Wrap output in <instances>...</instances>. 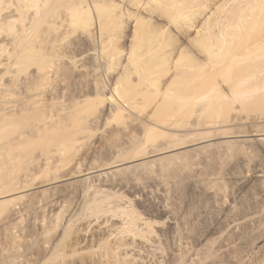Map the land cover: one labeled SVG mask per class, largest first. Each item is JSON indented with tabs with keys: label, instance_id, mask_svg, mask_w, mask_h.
Masks as SVG:
<instances>
[{
	"label": "rangeland",
	"instance_id": "1",
	"mask_svg": "<svg viewBox=\"0 0 264 264\" xmlns=\"http://www.w3.org/2000/svg\"><path fill=\"white\" fill-rule=\"evenodd\" d=\"M56 1L51 0L52 4H45L44 9L49 14L48 16H46V22H42V26L38 28L39 32L37 33L39 34L38 36L40 38L42 36L43 42H48L52 45H57L55 44V42H61L60 44H63L61 46L65 47L67 44L68 46H66V48H68L69 50L66 48L64 49V47L62 48L63 50H61L60 45H53V48L51 44V46H47L48 43L46 45L44 43V47L46 48V50L49 47L50 49H48L47 52L43 49L44 51L42 52H49V55H51V58L49 57V59L53 62L52 64L54 65V69H52L53 71L47 78L49 80L38 75V72L36 73V71L38 70L37 65L40 55H36V59L38 60L34 58L37 63L32 58V61L30 60V58H28V60L30 61L27 60V62L25 58H20L18 57V55H16L20 53V49L18 48V46L20 42L19 38H22L23 36L21 35L23 34L21 33L22 28L30 27V23H35V19L31 17L33 11L31 12V14L30 11L27 12V14H30H28L29 16H27L26 14L22 18L15 17L16 22L14 24L16 25L13 32H5L4 36H2L3 38L7 36L8 39L7 37H5L6 40L5 38L1 39L0 37V44L5 43V46H7L4 47L5 49L3 50L5 51L3 52H6L10 48L4 56L2 55L3 58L0 57V64L2 63V65H4H0V88H3L5 90L3 91L5 94L4 96H7L4 97L0 94L3 97L2 98L0 96V104L3 102L7 103L8 101L9 105L12 103L10 105L11 107L15 106L12 107V109L6 103V107L4 103L0 106V124L8 122L9 119H15V121L14 119L11 121L9 120V126L3 132H1L0 139L2 138V141L0 140V146L5 145L7 140L8 142L9 140L10 142H14L11 143L12 145L16 144V142L18 141L16 146L19 147L22 146V144L20 145V142L25 145L24 148L21 147L22 149L17 147L18 150H16L14 153L15 157L18 160H5V158L0 156V194L2 192H6L5 190H14L15 192L13 191V193H11L13 194V197H20V199L17 198L14 201L15 203H8L7 206L5 205V207H3L4 205L0 206V264H114V261H117L115 264H122L125 261L127 262L123 264H164L165 261V264H264V141H259L260 145H258V143L250 144L247 142H242L245 137L238 136L240 134H248V131L250 132L256 129L264 130V101L259 102L258 104L249 103L248 106L243 105L244 108L242 106L239 107V105H241V103L239 102H237L239 103V105L236 103V105H232L233 107L230 106L231 108L229 107V109L228 106L227 109L221 108L223 109L222 111H227V114L225 112H222L221 109H218L222 114L221 115L220 112L218 113L219 117L221 116L220 119L216 115L215 117L217 118H213L214 116L211 117L214 120H212L211 118H205V121L207 122L206 124H204V126H207V124L209 123L206 129L204 128V126H202L203 124L200 125V127L202 126L200 129L199 127H197L198 122L196 117L194 118V114L188 119L194 118L195 121L191 119L189 123L186 122V125L181 131H177L179 129L176 130L177 132L175 131V134L180 133V135L178 134L179 137L168 135V139H171L169 141H166L167 137H165V140L164 137L162 138L163 140L155 138V142L158 141L156 143L152 142L154 141L153 139L152 141L150 140L149 143L148 140H144L145 138H141L146 134H141L144 127L142 126V128L140 126L145 125V119L152 110L151 109L149 111L150 108L148 110L146 109L147 111H149L148 114L147 111H145V115L147 116L144 115L145 112H137V115H135L134 117L136 118L138 114H140V116L142 117H138V120L131 116L130 118H122V124L125 123L124 125L126 126L118 124L121 122H118L117 119V123H115L114 120H111L114 123L111 122L112 124L110 123L109 125L102 120V123H100V121L98 120L100 117L99 115H101L100 109H95V113H93L92 110V114L89 110L87 111V113L90 114V117H83L84 114L83 116L81 115L83 119L85 118L84 120L82 119L81 122L84 121L82 123L83 127L86 125L85 127L88 129L86 130V128L82 127L84 130H86V133L84 134L85 131L82 135H80L79 133V137L76 138L78 139V141H72V144L70 143L69 145L70 147H61L58 143V139H60V136L58 135L61 129H58L61 126L60 123L62 124L63 119V123L64 121L65 123L67 122V116H62L61 113L66 114L68 112L72 114L71 111L73 107H75L74 105L76 100H79V96L83 95V92L84 94H87L86 91L89 92L94 80L96 79L95 82L97 81V77H103V70L100 66L98 67V64L92 63L93 59L91 57L93 56H91L89 52H87V50H90L92 46V40L86 34L87 32L85 31V25H81L83 23L79 24V21H77V24L74 22L76 25L74 26V23L72 22V24L70 22L71 19L69 17L70 13L68 15V8L70 7V5L79 3L80 1ZM89 1L92 2V0H87V2L91 4ZM123 1L125 2V0ZM82 2H84V0H82ZM108 2H111V0ZM112 2H114V4L121 3L118 0ZM127 4L126 9L128 7ZM130 6L133 7V5ZM131 7L128 8L129 11H135V9ZM125 18L127 17L125 16ZM132 18H134L135 20V17H129L130 20ZM129 19L126 21H130ZM33 20L34 22H32ZM63 21L65 22L62 23ZM53 22H56L55 26L57 23L59 24H57L56 27L60 31L56 32L57 29H54V25L49 27V25L54 24ZM37 23H39V21ZM160 23L164 24V22ZM78 25H80L79 27L81 28L83 27V30H81ZM127 25L129 26L125 27V34H123L124 32L122 33L123 37L126 36L124 38L127 40L121 37L122 40L126 41H121L122 46L125 43V48H128L126 47V44L127 46L131 45L129 38L132 37L131 35L134 32L133 21L131 22V25L130 23H128ZM128 28L131 30H129ZM48 29H50V31ZM48 31L50 33H48ZM192 32H194V30H192ZM189 33H187V37H193V34L195 35V33L191 34V31ZM38 36H36L37 41L39 40ZM187 37L185 36L186 39ZM45 40L48 41L46 42ZM38 42H40V40ZM180 43L182 42L180 41ZM39 44L42 43L40 42L37 45ZM56 47H58L61 52H59ZM63 51H65L66 54ZM88 55H90V57ZM10 57H12L11 60L8 59ZM21 60H24L26 62H22ZM74 60L76 61L75 63ZM79 62L81 63L79 64ZM21 64L23 65V67ZM26 66L29 67L26 68ZM119 70L120 69H118L117 71L118 73ZM117 72H113V74L109 75V77L111 76L112 79L114 77V80L117 79L120 75ZM100 73H102V76L100 75ZM92 78L94 79L92 80ZM110 78L108 79L112 80ZM164 78L163 81L166 80ZM108 82L110 83V81ZM45 83H48L51 86L49 87V85ZM39 84H44V86H42L45 87L46 90ZM25 85H27V87ZM31 85L35 87L34 90H37L34 91ZM28 90L30 93L28 92ZM14 95H16V97ZM4 99L6 101H4ZM1 100H3V102ZM11 100H13V102ZM60 107H65V109L62 108V111ZM43 108L47 109H44L43 111ZM235 108H238V110ZM56 110L58 112H56ZM60 110L62 112H60ZM66 110H69L70 112H66ZM17 111H19L20 113ZM97 111L99 115H97ZM11 112L14 115H12ZM238 112H241V114ZM87 113H85V116H87ZM10 114L12 117L10 116ZM58 115H60L61 118ZM93 115L94 117L97 115L98 119L96 117L95 119ZM51 116H53V118ZM6 117L9 119H7ZM47 117H49L50 120ZM88 118L92 119L89 121ZM137 121H139L141 125L139 122L137 123ZM141 121L145 122H143L142 124ZM213 122L217 123L218 127ZM14 123L16 126H14ZM191 123L193 124V127H190ZM104 124L107 125L105 126ZM213 124H215V126ZM57 125L60 126L57 127L58 131H55ZM211 125L215 127V130L213 128L210 129V127H212ZM43 126L45 127L43 128ZM80 126L82 125L80 124ZM12 127L14 128V130ZM186 128L189 129L187 130ZM203 128L204 131H202ZM216 128L219 129L217 130ZM173 129L175 130L176 128ZM184 129L186 130L184 131ZM207 129L208 131L210 129L212 132H208ZM9 130V133H13L12 137L10 138L9 136H11V134L9 135V133H7ZM197 131L201 133L198 134L200 135L198 136L199 138L197 137V134H195L196 136L193 134L198 133ZM218 131L220 133L222 132V136ZM203 132H206V134H203L202 136ZM210 133L212 135H210ZM39 134L41 135L39 136ZM181 134H185V137L188 136L185 142L187 141V139L190 140L189 137L191 135H194L192 136L193 140L201 139L205 136L207 137L206 141L204 140V142H202L201 144L191 145L193 143H190L189 145H185L183 147L180 146V148L178 147V149H172L173 151H165L164 153L160 152L157 153L158 155L154 154L152 157L147 156L148 158H144L145 156H140L138 157V160L136 159L137 161L133 159L129 160L128 163L127 160V163L125 161V163H121L122 165H119L118 167L106 169L111 164V161L113 162V160H122L134 154L140 155V153L143 151L146 153V151L149 152L152 150H156V147L154 146H157L158 149V146L159 148H161L162 146L165 147L170 144L172 145L174 143H181L179 142L182 139L180 138L182 136ZM216 134L218 136H215ZM223 135H225V137ZM169 136L171 138H169ZM19 137H21V139ZM209 137L214 138L212 139ZM134 138L138 139L135 140ZM174 138L176 140L177 138L180 139L176 141ZM27 139H29L28 142L24 143L25 141H27ZM55 140L57 143L55 142ZM139 140H143V145L140 144L141 141L140 143H138ZM10 142L8 144H10ZM132 143H134L135 145L138 144L136 145L137 147L140 144L141 146L138 147V149H141V152L137 149V147L135 148L134 144ZM160 143L161 145H159ZM162 143H164V145ZM149 144L154 145L152 146V149L151 145ZM208 144L213 145L209 146ZM142 146H144V148H141ZM62 148L63 150H61ZM133 148H135V151L132 150ZM148 148H150V150ZM136 149L138 150V152H136ZM130 150L132 152H130ZM118 153L120 156H118ZM123 153L124 155L126 153L127 157L126 155L124 156ZM121 155H123V157H121ZM168 155L169 157L170 155H172L171 157L173 158L170 157V159L169 157H166ZM167 158H169L170 160H166ZM3 159L7 162H5ZM130 161L132 162L130 163ZM89 168H93L95 172L89 175H87V173L85 172V175L83 171ZM102 169L106 170L102 171ZM97 174L101 175V178H96ZM241 178L245 179L246 181H249L250 179L248 178H251V181L245 183L246 181L244 180V183L246 184L244 185V183L241 181ZM239 181L242 184H240ZM12 187H14L15 189H13ZM20 188L21 190H18ZM104 194H106V196ZM1 196L0 201L11 198L5 196H2L1 198ZM99 196L101 199L99 198ZM106 197L109 199V203L107 202L108 199L101 201L102 199H106ZM96 198L97 200H95ZM123 199L125 200V202ZM87 200H90V203ZM93 200L96 202H94ZM99 202H105L104 204H107L103 205V203H100L102 205L101 206ZM94 203H97L100 206H96L97 204ZM112 204H116L119 209L122 207L121 211H119V209ZM87 205L89 207H87ZM91 205H94L96 207H93ZM103 206L105 207V209ZM91 207H93V209L90 210ZM101 207H103V210L101 209ZM108 207L111 209H109ZM123 207L126 210H123ZM96 208L100 209V211L98 210L97 214L95 213L97 211ZM115 208L117 210H115ZM205 208H208L210 212L212 211V217H217L219 215L221 221L220 224L217 225V227L220 228H222V226H224L225 223L229 220L242 218L249 219L245 221L239 228H229V230H226L225 243L221 244L218 239L219 234L217 233V231L215 229L209 230L211 229V227L209 228V226H211L214 221L213 218L211 219L210 217H208V219H206L208 220L206 221L208 223L206 224V222H203V225L201 224L202 226L196 223L197 212ZM104 210L107 211L105 212ZM113 210H115V213L113 212ZM91 211L94 213H92ZM110 211H112V214L110 213ZM126 211L128 212V215ZM129 211L132 214L137 215L134 216L130 214ZM101 213L102 215L104 214L103 216L106 215L107 217L105 216L103 218ZM139 214L142 215L140 216V218ZM98 215H100L101 218ZM130 215H132V217ZM91 216L93 219L90 218ZM97 216L98 219L95 218ZM84 217H87V220L89 222ZM133 217H136V219H133ZM129 218H132L131 220H134V222L135 220L137 221L138 218V222L143 220L142 222L146 221L145 223H147L149 221V223H147L148 226L149 224L150 226H153L152 229L155 230V235H157L156 237L159 236L157 239L159 240L160 238L159 242H161L160 244H162L163 250H165H162L166 255V260H164L163 263H159L157 262V260L155 261V259L152 258V256H150L143 249L140 250V236L137 237L139 240H135V242L139 241V245L137 244L139 248L137 247V249L140 250H138L140 253H137V250H135L136 253L132 251L133 254L132 252H130V255H124V253H120V246L124 243L123 239H126L123 235H121L123 234L122 232L126 231V234H124L125 236L127 235L126 237H128V235H130L129 238L133 237H131V234L127 232L129 231V225H127L128 223L126 224V222ZM130 219L128 220L129 222H131ZM75 220H77L78 222ZM104 221L107 225L104 223ZM70 223L72 224L70 225ZM131 223H133V221ZM97 224L99 226H97ZM125 225L128 226V228H126V230H122L120 235L118 234L119 240L117 239L118 236L116 234L114 237L112 236L113 238L110 237L111 233H109L110 231H108V229H116L119 226H122L125 229ZM152 232L154 233V231ZM120 236H123V238H120ZM116 239L117 241L115 242ZM115 250H119V253ZM113 251L115 252V254ZM120 255H122L121 258L119 257ZM126 255H129V258L126 257Z\"/></svg>",
	"mask_w": 264,
	"mask_h": 264
},
{
	"label": "bare ground",
	"instance_id": "2",
	"mask_svg": "<svg viewBox=\"0 0 264 264\" xmlns=\"http://www.w3.org/2000/svg\"><path fill=\"white\" fill-rule=\"evenodd\" d=\"M85 1H86V3H85ZM108 1H110V0H107V1H105V0H101V1L100 0H96V1L92 0V2L89 1L91 3V4H89L87 2V0H84V2H82V0H78L77 2H79V3L70 5V7L68 8L69 9L68 15L70 13L69 17L71 19L70 22L71 23L75 22L77 24V21H79L78 22L79 24L83 23L81 25H85L84 27H86L85 28V31L87 32L86 34L92 40V46H91L90 50H87V52H89V54L91 56H93V57H91L93 59L92 63L98 64V67L100 66L101 69L103 70V74L100 73V75L102 74L103 77H101L102 75L100 76L101 78L97 77V81L95 82V80H96L95 79L92 86L90 85L91 88L89 87L90 88L89 92L86 91L87 94H84V92H83V95L79 96L80 97L79 100H76L75 105H74L75 107H73L74 110L72 109V111H71L72 114L67 112L71 108L69 110H66V112L69 114V116L66 112H64L66 114L61 113L62 116L63 115L67 116L66 117L67 122L65 123V121H64V123H65L64 124L63 123L64 119L62 117V119H63L62 124L63 125L60 123L61 126L57 125L56 130H55V131H58L61 129L59 131V135H58V136H60V139H58V143L61 147H67V146L70 147L69 145L72 141L73 142H75V140L78 141V139H76V138L79 137V133H80V135H82L84 131H85L84 134L86 133V130H88V129L85 127L86 126L85 124H84L85 126L83 127L82 123L84 121L81 122V120L83 119L81 117V115L83 116V114H84L83 117H90V114L87 113V111H89V110L91 111V114H92V110H93V113H95V111L97 109H100L101 115L98 114V111L96 112L97 115L100 116L99 119H98L97 115L95 116L100 121V123H102V121H105L109 125L111 122L117 123L116 121L118 120V122H121L118 124L121 125L122 120H123L122 118H126V117L130 118V116L134 117L135 115H137V112L140 113V112L147 111L149 108H150L149 111L152 109L150 113H149V111H147V114L149 113L148 116L145 115L146 112L144 113V115L147 116V118L145 119L146 122L145 121H141V122H142V124H143V122H145V125H141V123L139 122L140 120L137 121V123L138 122L140 123V125H141L140 127H142V126L144 127L143 132H141V134L142 133L146 134V135H144L146 137H144V136H142V137L140 136V137L145 138L144 140H146V141L148 140L150 143V140L152 141V139L154 140L155 138L163 140L162 138L164 137V140H165L166 139L165 137H167L168 135L173 136V137H176V136L179 137L180 133H178L179 135L175 134V131L177 129H179L177 131H181L184 128V126L186 125V122L189 123V121L191 119L194 120L195 117H196L197 122H198V123L196 122L198 124V125L197 124L196 125L200 129L207 122V121H205V118L207 119V118H211L213 116H214L213 118H217V117H215V115L219 117L218 113L220 112V110H218V109H221V108L227 109V106L229 109L230 106L233 107L232 105H236L237 102L241 103V105H239V103H237L239 105V107L240 106L243 107V105L248 106L249 103L250 104H252V103L258 104L259 102L264 101V0H125V2L123 0H118L121 2V3H119L120 5L118 3L114 4V2H112L115 0H111V2H108ZM49 3L52 4L51 0H0V18H1L0 19V37H1V39L3 38L2 36H4L5 32L6 33L8 31H9V33H10V31L13 32L15 25H16V24H14L16 22L15 17L22 18L24 15L27 14L28 11H30V14L33 11V13H32L33 16L31 14V17L33 19H35V23H33V24L30 23V25H31L30 27H27V28L23 27L22 28L21 33H23V34H21V35H23V36H22V38H19L20 42H19V46H18V48L20 49V51H19L20 53H18L16 55H18V57H20V58H25L26 61L28 60V58H30V60H31V58L33 60H35L37 57L36 55H38V56L40 55V57L38 58L39 60L36 59V60H38V65H37L38 70L36 71V73L38 72L39 73L38 75H40L46 79L49 77V74L53 71L52 69H54L53 68L54 65L52 64L53 62L49 59V57L51 58V55H49V52L46 53L47 50L50 49V47L46 50V48L44 47L45 42H43L42 36H41V38L38 36L39 34L37 32H39L38 28L40 26H42L44 21L46 22V18H47L46 16H48L49 13H47L45 11L44 6H45V4H49ZM126 4L128 5L127 9H126ZM129 4L133 5V7H131ZM53 5H54V3H53ZM129 7L135 9V11L134 10H133L134 12L129 11V9H128ZM28 14H27V16L30 15V14L29 15ZM125 16L128 19H129V17L131 18V16L135 17V20H134V18H132L133 20L131 19L133 21V28H134V30L133 29L132 30L134 32L131 35L132 37L129 38V41L131 43V45H129L130 47L127 46V44H126V47H128V48L124 47L125 43L124 44L122 43L123 46L121 45V41H124V40H122V38L125 39L124 37H126V36L123 37L122 33L124 32V29H126L125 27L129 26L127 24L130 23V25H131V22H132L130 19L129 20L131 22L130 21L127 22L126 20H128V19L125 18ZM59 17H57V18H59ZM32 18H31V20H32ZM21 21H22V19H21ZM36 21L37 22L39 21V23H37ZM40 21H41V24H40ZM50 21H51V19H50ZM32 22H34V20ZM64 22L65 21H63L62 23H64ZM160 22H164V24L160 23ZM55 23L54 24L50 23L51 25H49V24H47V25H49V27L54 25V27H55L54 29L56 30L57 29L56 26L58 23L56 24V26H55ZM59 23H60V21H59ZM66 23H68V22H66ZM75 23H74V26H76ZM79 26L80 25H78V27ZM79 28H81V27H79ZM48 30L50 31V29H48ZM81 30H83V27L81 28ZM129 30H131V29H129ZM192 30H194V32H192ZM49 31H48V33H50ZM57 31H60V30L57 29L56 32ZM190 31H191V34L195 33V35L193 34V37H189V36L187 37V35H188L187 33H189ZM17 32H19V31H17ZM127 33H128V31H127ZM72 34H73V32H72ZM123 34H125V32ZM184 34H186V35H184ZM11 35H9V36H11ZM18 35H20V34H18ZM189 35H190V33H189ZM36 36L39 37L38 39L40 40V42L42 44L37 45L40 42H38L39 40L37 41ZM128 36H129V34H128ZM185 36L187 37V39L185 38ZM5 37H7V36H5ZM13 37H14V35H13ZM48 37H49V35H48ZM45 38H46V36H45ZM7 39H8V37H7ZM41 39H42V41H41ZM61 39H62V37H61ZM5 40H6V38H5ZM125 40H127V39H125ZM183 40H184V42H183ZM180 41L182 43H180ZM124 42H126V41H124ZM47 43H45V45ZM58 43L55 42V44L60 45L61 50H63L62 48L64 46H61L63 44H60L61 42L59 44ZM14 44H16V43H14ZM50 44L51 43H48L47 46L52 45V44L51 45ZM5 45H6L5 43L0 44V57H2V55L4 56L5 53L7 51H9V49H10L9 48L6 52H3V51H5V50H3V49H5L4 47H7ZM57 45H54V46H57ZM54 46H53V48H54ZM66 46H68V45L66 44ZM66 46L64 47V49L66 48ZM58 47H56L57 50H59V52H61L60 49H58ZM14 48H15V46H14ZM43 49L46 52L43 53L42 52V51H44ZM66 49H68V48H66ZM65 51H63V52L65 53ZM10 54H11V51H10ZM85 55H87V54H85ZM90 55H88V56L90 57ZM11 58L12 57H10L8 59L11 60ZM8 59H6V60H8ZM30 60H28V61H30ZM36 60H35V62L37 63ZM75 60H76V58H75ZM75 60H74V63L76 62ZM26 61H24V62H26ZM53 61H55V60H53ZM80 61H81V59H80ZM6 63H8V62H6ZM80 63L81 62H79V64ZM0 65L4 66V65H2V63ZM22 67H23V65H22ZM28 67L26 66V68H28ZM75 67H76V65H75ZM80 67H82V66H80ZM103 67H104V69H103ZM118 67H120V68H118ZM118 69H120L119 73L117 72ZM115 71L120 75L117 79L114 80V77L112 79V77L110 76L111 77L110 78L109 75H112L113 72L115 73ZM97 74H99V73H97ZM166 77L168 78V80ZM108 78H110L112 80H109ZM163 78L166 79L165 80L166 82L163 81ZM93 79L94 78H92V80ZM107 79H108V81H110V83L107 81ZM47 80H49V79H47ZM45 84L49 85L48 83H45ZM39 85L44 86V84H39ZM25 86L27 87V85H25ZM50 86L51 85H49V87ZM32 87L34 90L35 87L34 86H32ZM43 88H45V87H43ZM35 90H37V89H35ZM45 90H46V88H45ZM3 91H5V90L3 88H0V94L4 96L5 94ZM30 91H31V89H30ZM28 92H29V90H28ZM91 94H93V95H91ZM14 96L16 97V95H14ZM4 97H7V96H4ZM15 100H16V98H15ZM1 101L3 102V100H1ZM4 101H6V100L4 99ZM11 101L13 102V100H11ZM73 101H75V100H73ZM3 103H1V104H3ZM21 103H23V102H21ZM40 103H37V104H40ZM1 104H0V106H1ZM6 104H8V101ZM6 104H5V107H6ZM13 105H14V103H13ZM16 105H17V103H16ZM12 107H15V106H12ZM12 107H11V109H12ZM17 107H18V105H17ZM60 108L62 111H63V109H65V107H60ZM0 109H1V107H0ZM8 109H10V108H8ZM24 109H26V108H24ZM44 109H47V108H43V111H44ZM226 109H224V110H226ZM235 109L238 110V108H235ZM57 110H56V112L59 111V110L58 111ZM61 110H60V112H62ZM222 110L223 109H221V111ZM19 111H20V109H19ZM19 111H17V112H19ZM222 112L226 113L227 111H222ZM9 113H10V111H9ZM85 113H87V116H85ZM238 113L241 114V112H238ZM11 114H12V112H11ZM11 114H10V116H11ZM26 114H28V113H26ZM51 114H52V112H51ZM141 114H143V113H141ZM220 114H221V112H220ZM12 115H14V114H12ZM192 115H194V118L188 119ZM58 116L60 117V115H58ZM51 117L53 118V116H51ZM91 117H92V115H91ZM93 117H94V115H93ZM138 117L142 118L140 116V114H138V116L136 118L135 117L134 118L137 119ZM220 117H219V119H220ZM2 118H3V115H2ZM47 118L49 119V117H47ZM58 118H56V119H58ZM213 118H211V119L214 120ZM222 118H223V116H222ZM7 119H9V118H7ZM13 119H11V120H13ZM91 119H89V121ZM133 119H132V121H133ZM239 119H241V118H239ZM9 120H8V122H9ZM111 120H114V122ZM14 121H15V119H14ZM24 121H26V120H24ZM97 121H95V122H97ZM216 121H219V120H216ZM8 122H6V123L4 122V124H0V134L9 126L10 123L8 124ZM59 122H61V121H59ZM213 123H215V122H213ZM80 124L82 126H80ZM124 124L125 123H123L122 125H124ZM201 124H203V125L200 127ZM215 124L217 125V123H215ZM215 124H213V125L215 126ZM192 125L193 124L191 123L190 127H193ZM208 125H209V123L207 124V126H204V128L206 129V127H208ZM213 125H211L212 127L209 126L210 129L215 128ZM14 126H16L15 123H14ZM58 126H60L59 129L57 128ZM124 126H126V125H124ZM44 127L45 126H43V128ZM82 127L86 128V130H84ZM197 127H196V130H197ZM217 127H218V125H217ZM142 128H141V131H142ZM173 128H176V129L174 130ZM204 128H203V130L202 129L201 130L204 131ZM260 128H261V126H260ZM47 129H48V127H47ZM125 129H127V128H125ZM186 129H184V131ZM210 129H209V131H211ZM223 129H224V127H223ZM13 130H14V128H13ZM42 130H41V132H42ZM16 131H17V127H16ZM207 131H208V129H207ZM9 132H10V130L7 133H9ZM90 132H91V130H90ZM135 132H137V131H135ZM219 133H218V135H219ZM10 134L11 133H9V135ZM12 134H11V136H9V138L12 137ZM193 134L194 135L197 134V137H198V136H200L198 134H201V133L198 132V133H193ZM203 134L205 135L206 132H203L202 136H203ZM220 134L222 136V132ZM40 135L41 134H39V136ZM56 135H57V133H56ZM164 135H166V136H164ZM194 135H191L189 137L190 140L187 139V141L185 142V140L188 136L185 137V134H184L180 137L183 139V140L181 139V141H179L181 143L177 142L178 144H175L173 142L174 144H172V145L170 143H169L170 145H167V143H166L167 146H165V147L162 146L161 148H159V146H158V149H157V146L153 145L154 143H156L158 141L155 142V140H154V141H152L154 143L149 144V145H151V149H152V146L156 147L155 148L156 150H152L149 152L146 151V153L143 150H142L143 152H141V149L140 150L138 149V147H140L141 145H143L142 143H144L143 140L142 141L139 140L138 143H140V141H141V143H140L141 145L139 144L138 147L136 146L138 144H136V145L134 143H132V144H134V147L135 148L137 147V149L143 154H141V153H140V155L134 154V155H132L128 158L122 159V160L121 159L115 160V161L113 160V162L111 161V164L106 169L118 167L119 165H122L123 163H125V161L127 163V160H128V163H129V160H133V159L138 160L139 159L138 157H140V156L141 157L145 156L144 158H148L147 156L152 157L154 154L158 155L157 153H160V152L164 153L165 151L168 152L172 149L174 150L175 148L178 149V147L180 148V146L183 147L185 145H189L190 143H193L191 145H195V144H201L202 142H204V140L206 141L207 136H205L201 139H194L193 140L192 136H194ZM210 135H212V134L210 133ZM218 135L216 134L215 136H218ZM7 136H8V134H7ZM147 136L149 139L147 138ZM170 136H169V138H171ZM223 136L225 137V135H223ZM233 136H234V134H233ZM238 136L245 137V139L242 142H245V143L247 142L250 144L251 143L252 144L258 143V145H260L259 141H262V140L264 141V137H261V136H264V130H262V129L257 130L256 129V130H252L250 132L248 131V134H243V135L240 134ZM136 137H138V136H136ZM158 137H160V138H158ZM197 137H195V138H197ZM19 138L21 139V137H19ZM180 138H177V140H179ZM209 138H212V137H209ZM137 139H135V140H137ZM167 139H168V137H167ZM167 139H166V141L171 140V139H168V140ZM191 139H192V141H191ZM0 140L2 141V138ZM5 140H3V141H5ZM28 140L29 139H27V141H25L24 143H27ZM41 140H42V138H41ZM7 142H8V140H7ZM7 142L5 143V145L0 146V156L5 158V160L7 159L10 161H13V160L17 159L15 157L14 153L16 150H18L17 147H19V146H16L18 141L17 142L15 141L16 144H13V145L11 143H14V142H10V140H9L10 144H8L9 142L8 143ZM55 142H56V140H55ZM2 144H4V143H2ZM21 144H22V146L19 147L20 149L24 148V146H25V145H23L22 142H20V145ZM162 144L164 145V143H162ZM159 145H161V143ZM208 145L212 146L213 144L212 145L208 144ZM60 146H58V147H60ZM131 147H132V145H131ZM131 147H130V149H131ZM135 148H133L132 150L135 151ZM141 148H144V146H142ZM137 149H136V152H138ZM148 149L150 150V148H148ZM61 150H63V148ZM130 152H132V151L130 150ZM126 153H125V155L127 157V154L129 152L127 154ZM123 155H124V153H123ZM123 155H121V157H123ZM177 155H179V154H177ZM118 156H120L119 153H118ZM171 156L172 155H170V157ZM2 157H1V159H2ZM166 157H169V155ZM169 158H167L166 160H168ZM171 158H173V157H171ZM141 159H143V158H141ZM5 162H7V161H5ZM131 162L132 161H130V163ZM106 169H102V171L106 170ZM98 171H100V170H98ZM116 171H115V173H116ZM81 172H82V170H81ZM85 172L87 173V175H89V174L94 173L95 170L93 168L92 169L89 168V169H86L85 171H83V173H85ZM86 173H85V175H86ZM96 176H97L96 178H98V177L101 178V175L97 174ZM107 176H108V174H107ZM94 177H92V178H94ZM256 177H258V176H256ZM241 179H242L241 181L243 183L246 181L243 178H241ZM248 179H250L249 181H251V178H248ZM89 180H93V179H89ZM249 181H246L245 183H248ZM239 183H240V181H239ZM245 183H244V185H246ZM240 184H242V183H240ZM12 188L15 189L14 187H12ZM21 188L18 190H21ZM5 191L6 192H2L0 194V196L2 195L5 197H11V198H9V199L7 198V200L6 199L1 200L0 206L4 205L3 207H5V205L7 206L8 203L11 204V202H14L17 198L20 199V197H13V194H11V193H13L14 190H11V191L5 190ZM97 193H98V191H97ZM99 194H102V193H99ZM104 195L106 196V194H104ZM2 196H1V198H2ZM96 197H97V195H96ZM99 198H100V196H99ZM89 199H91V198H89ZM107 199L108 198L106 197V199H102L101 201H104ZM120 199H121V197H120ZM95 200H97V198ZM113 200H115V199H113ZM87 201L89 202L90 200H87ZM94 202H96V201H94ZM107 202L109 203V199L107 200ZM124 202H125V200H124ZM100 203H103V202H99V204ZM104 203H103V205L107 204V203L106 204H104ZM119 203H117V204H119ZM94 204H97V203H94ZM99 204H97L96 206H98ZM88 205H87V207H89ZM112 205H115V207H117L116 204H112ZM91 206L96 207L94 205H91ZM93 207H91L90 210L93 209ZM103 207H101V209ZM109 207H111V206H109ZM124 207H123V210H126ZM97 208H96L97 211L95 210L96 214H97L98 210L100 211V209H97ZM121 208L120 209L118 208L119 211H121ZM104 209H105V207H104ZM109 209H111V208H109ZM115 210H117V209L115 208ZM115 210H113L114 213H115ZM211 212L208 208L207 209L205 208V209L197 212L196 223L203 225V222L205 223L206 221H208V220H206V219H208V217H210L211 219L213 218L214 221H213V223L211 222L212 224H211V226H209V228L211 227V229H209V230L215 229L217 231V233L219 234L218 239H219L221 244L225 243V238H226L225 232H226V230H229V228H234V229L239 228L240 226H242V224L245 221H247L249 219V218H245V219L242 218V219L229 220L225 223L224 226H222V228H220V227H217V225H219L220 221H221L219 215L217 217H215V216L212 217ZM92 213H94V212H92ZM110 213L112 214V211H110ZM125 213H122V214H125ZM132 213H133V210H132ZM132 213L130 212V214H132ZM107 214H108V212H107ZM101 215H102V213H101ZM103 215H102V217L104 218L106 215L105 216H103ZM127 215H128V212H127ZM132 215H134V214H132ZM132 215H130V216L132 217ZM136 215H134V216H136ZM98 216L100 217V215H98ZM98 216L95 218L98 219ZM140 216H142V215L139 214V218H140ZM90 218H92V216ZM90 218H88V219H90ZM100 218H99V221H100ZM134 218L136 219V217H133V219ZM79 219H81V218H79ZM85 219L87 220V217ZM129 219H127V222H126V224L128 223L127 225H129V229H128L129 231H127V232H129L131 234V237L132 236L133 237L129 238L130 235H128V237H126L127 235L126 236L124 235V234H126V231H124L125 233L122 232L123 234H121V235H123L124 238H126V239H123L124 243L121 244V246L119 245L121 247L120 253H122V254L124 253V255H125V254H129L132 251L135 252V250H137V253H138L140 250L143 249L150 256H152V258H154L155 261L157 260V262L163 263V261L166 260V255L164 254L165 252H163L165 250H163V246H162V244H160L161 242H159L160 238H159V240L157 239L159 236L156 237L157 235H155L156 234L155 230L152 229L153 226H150V224H149V226H150L149 227L147 224V223H149V221L147 220L148 222L145 223L146 222L145 218H144L145 222H142L143 220H141V219H140L141 221L139 220L140 222H138V219H137V221L135 220V222H134V220H131L132 219L131 218L130 220H131V222L133 221V223L129 222L128 221ZM77 220H75V221H77ZM83 221H84V219H83ZM80 222H81V220H80ZM106 222H107V220H106ZM104 223H105V221H104ZM123 223H124V221H123ZM207 223L208 222H206V224ZM71 224L72 223H70V225ZM97 226H99V225L97 224ZM123 227H124V225H123ZM123 227L119 226L116 229H108V231H110L109 233H111V236L110 235H108V236L114 237L116 234L118 236V238H117V236H116V238L119 240V235H120L121 231L126 230V228H128V226H126V225H125V229ZM152 231H154V233ZM129 233H127V234H129ZM123 236H120V238H123ZM138 236H140L139 237L140 240L137 238ZM117 239L115 240V242L117 241ZM136 239L140 241V242L138 241L140 244V247H141L140 250L137 249V247L139 248V246H137L138 242H135ZM125 240H127V241H125ZM110 242H112V241H110ZM115 251L118 252L119 250H115ZM114 254H115V252H114ZM132 254H133V252H132ZM124 255H123V257H124ZM129 255L128 256L126 255V257L129 258ZM121 256L122 255H120L119 257L121 258ZM112 261H113V258H112ZM120 261H119V263H120ZM114 262L116 263L117 261H114ZM125 262H127V261H125ZM125 262H123V263H125ZM165 262H164V264H165Z\"/></svg>",
	"mask_w": 264,
	"mask_h": 264
}]
</instances>
